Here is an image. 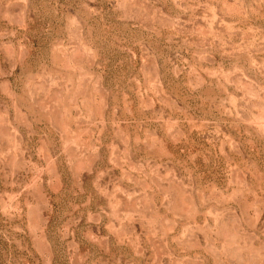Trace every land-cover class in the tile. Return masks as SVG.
Instances as JSON below:
<instances>
[{
	"label": "rangeland",
	"instance_id": "374dc122",
	"mask_svg": "<svg viewBox=\"0 0 264 264\" xmlns=\"http://www.w3.org/2000/svg\"><path fill=\"white\" fill-rule=\"evenodd\" d=\"M0 264H264V0H0Z\"/></svg>",
	"mask_w": 264,
	"mask_h": 264
}]
</instances>
